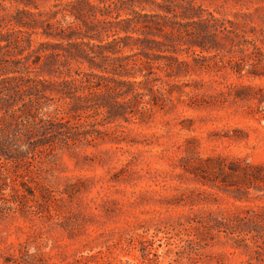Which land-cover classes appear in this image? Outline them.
I'll return each instance as SVG.
<instances>
[{
  "label": "trees",
  "instance_id": "trees-1",
  "mask_svg": "<svg viewBox=\"0 0 264 264\" xmlns=\"http://www.w3.org/2000/svg\"><path fill=\"white\" fill-rule=\"evenodd\" d=\"M130 1L99 6L53 0L40 9L37 0H0V163H35L41 170L56 149L95 145L106 136L120 142L122 122L146 123L153 107L164 109L175 92L179 99L189 83L175 79L196 68L264 75L258 71L264 47L257 43L264 32L247 21L249 12L229 18L195 4L146 11L140 0ZM13 2L22 6L10 8ZM97 9L110 19L99 17ZM224 87L217 100L242 98L236 93L242 86ZM108 123L113 129H106ZM77 222V215L56 221L67 239L75 237ZM131 224L100 233L96 250L89 246L91 237L77 246L55 245L38 231L5 263L183 264L213 245L218 234L233 239L235 247L246 246L248 238L255 244L263 238L264 208L220 218L200 213L152 230L140 221ZM54 246L60 250L51 253ZM256 247L257 253L264 249Z\"/></svg>",
  "mask_w": 264,
  "mask_h": 264
},
{
  "label": "rangeland",
  "instance_id": "rangeland-1",
  "mask_svg": "<svg viewBox=\"0 0 264 264\" xmlns=\"http://www.w3.org/2000/svg\"><path fill=\"white\" fill-rule=\"evenodd\" d=\"M52 1L37 0V4L44 9ZM91 1L105 6L113 0ZM139 2L146 11L163 12L164 5L180 11L195 4L229 18L236 12H249L247 21L258 34L264 32V0ZM15 5L22 6L13 2L10 8ZM97 14L110 19L98 9ZM257 43L264 47V41ZM79 66L87 68L85 63ZM258 68L264 72V64ZM175 80L189 83L182 86L179 99L175 92L164 109L153 107L146 123L122 122L126 133L120 142L106 136L95 145L56 149L41 170L35 163H0V264H6L19 243L38 231L55 245L77 246L91 237L89 246L96 250L100 233L137 221L152 230L200 213L220 218L261 212L264 75L243 73L239 77L229 69L215 74L196 68ZM230 82L242 86L239 92H232L242 98L217 100L216 93ZM114 126L108 123L106 129ZM72 215L78 216L75 237L67 239L66 230L56 221ZM262 235L255 244L248 238L246 246L235 247L233 239L218 234L214 244L201 249L193 261L182 262L264 264V249L256 252V244L264 246V232ZM59 250L54 246L50 252Z\"/></svg>",
  "mask_w": 264,
  "mask_h": 264
}]
</instances>
